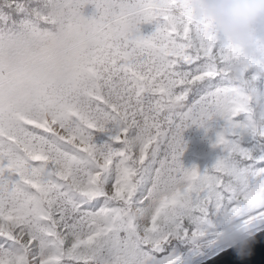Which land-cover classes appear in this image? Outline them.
<instances>
[{
    "label": "snow or ice",
    "instance_id": "6c2138e0",
    "mask_svg": "<svg viewBox=\"0 0 264 264\" xmlns=\"http://www.w3.org/2000/svg\"><path fill=\"white\" fill-rule=\"evenodd\" d=\"M211 33L188 0H0V264H177L159 254L218 219L257 234L264 89ZM191 124L210 167L181 160Z\"/></svg>",
    "mask_w": 264,
    "mask_h": 264
},
{
    "label": "trees",
    "instance_id": "16d2710c",
    "mask_svg": "<svg viewBox=\"0 0 264 264\" xmlns=\"http://www.w3.org/2000/svg\"><path fill=\"white\" fill-rule=\"evenodd\" d=\"M188 4L196 20L211 26V34L215 43L219 44L222 48H231L240 53L241 58L233 59L225 64V70L230 73L234 85L238 87L241 86L243 89L246 88L254 95L259 94L256 90L257 77L261 78L260 87L264 89V30H258L252 37V41L248 46L237 45L219 31L213 22L197 16L192 7V0H188ZM95 11V6L93 4H88L84 9L86 15H92ZM153 29L154 25H141V31L144 32V34H148ZM244 59L249 61L250 71L248 73L242 71ZM190 99H192L191 96ZM183 138L186 142V148L181 160L186 167H191L195 164L203 169L205 167H210L211 164L214 163L215 157L219 154V150L212 147V140L214 138L213 131H207L200 125L191 124L184 129ZM170 252L168 248V253H161L159 255L163 257L166 254H170ZM195 254L196 253H193L191 255L192 260L196 258ZM177 257H181L184 262H188L187 258L183 255Z\"/></svg>",
    "mask_w": 264,
    "mask_h": 264
},
{
    "label": "clouds",
    "instance_id": "9594fccd",
    "mask_svg": "<svg viewBox=\"0 0 264 264\" xmlns=\"http://www.w3.org/2000/svg\"><path fill=\"white\" fill-rule=\"evenodd\" d=\"M192 7L237 45L248 46L254 34L264 30V0H192ZM224 239L232 245H246L251 236L232 224Z\"/></svg>",
    "mask_w": 264,
    "mask_h": 264
},
{
    "label": "water",
    "instance_id": "95a60500",
    "mask_svg": "<svg viewBox=\"0 0 264 264\" xmlns=\"http://www.w3.org/2000/svg\"><path fill=\"white\" fill-rule=\"evenodd\" d=\"M262 226L263 225L259 227ZM227 243L228 242L222 238L211 244L206 250L210 252ZM203 264H264V229L252 235L246 245L238 243L230 249L228 253L210 259Z\"/></svg>",
    "mask_w": 264,
    "mask_h": 264
},
{
    "label": "rangeland",
    "instance_id": "374dc122",
    "mask_svg": "<svg viewBox=\"0 0 264 264\" xmlns=\"http://www.w3.org/2000/svg\"><path fill=\"white\" fill-rule=\"evenodd\" d=\"M239 87L242 88L241 86H239ZM235 223H236L235 221H232V222H226V221L225 222H221L218 219L217 220L216 231L219 232V233H222V236H224L230 230V226L232 224H235ZM222 236L219 235L217 238H220ZM211 244H213V243H211ZM211 244H204L200 248H194L191 244H186V243H183V242H180V241H175L169 246V249L171 251L170 254H172V255L174 254V255H177V256L183 255L188 260V262H184L181 259V257H179V260L177 261V264H203V263H206L209 260V255L208 254L212 255L214 251H219V250L225 249V248L231 249L233 246H235V245H226V244H224V245H226V247H222V248L218 247V248H216L213 251H210L208 253L206 252L205 258H202L203 260L201 259L200 262H198V263H195V261L191 259V255L193 253L200 254L201 252L205 251V249H204L205 247H209Z\"/></svg>",
    "mask_w": 264,
    "mask_h": 264
}]
</instances>
